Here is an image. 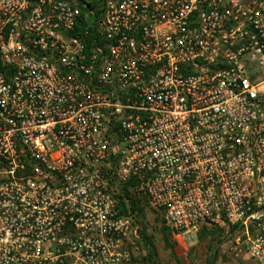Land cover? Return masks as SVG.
<instances>
[{
    "label": "built area",
    "instance_id": "built-area-1",
    "mask_svg": "<svg viewBox=\"0 0 264 264\" xmlns=\"http://www.w3.org/2000/svg\"><path fill=\"white\" fill-rule=\"evenodd\" d=\"M134 204L264 264V0H0V264H145Z\"/></svg>",
    "mask_w": 264,
    "mask_h": 264
},
{
    "label": "rangeland",
    "instance_id": "rangeland-1",
    "mask_svg": "<svg viewBox=\"0 0 264 264\" xmlns=\"http://www.w3.org/2000/svg\"><path fill=\"white\" fill-rule=\"evenodd\" d=\"M142 208V209H141ZM141 210V213L140 211ZM140 220L142 232L149 236L154 242L157 250V264H207V258L217 253L215 264H250L246 256H232L228 252V242L231 237L224 229L208 227L191 242L183 245V239L176 236L170 226L155 212L146 207H140L136 213ZM168 228L170 240L176 242V249L167 247L164 241L163 229ZM187 248L188 253H183V247ZM145 252L147 249L143 246Z\"/></svg>",
    "mask_w": 264,
    "mask_h": 264
},
{
    "label": "trees",
    "instance_id": "trees-1",
    "mask_svg": "<svg viewBox=\"0 0 264 264\" xmlns=\"http://www.w3.org/2000/svg\"><path fill=\"white\" fill-rule=\"evenodd\" d=\"M132 208H133V211H136L137 212V210L140 207H138V206H136L134 204ZM139 211L141 213V210H139ZM207 229H208V227H204L199 232V237L202 236V233L205 232V231H207ZM163 236H164V241H165V244L167 245V247L171 248L172 250H175L177 243L176 242H172L170 240L168 228H166V227L163 229ZM142 239H143L144 245H145V247L147 249L146 255L142 257V261L145 264H157L156 263V261H157V250H156V246H155L154 242L152 241V239L149 236H147L143 232H142ZM216 259H217V253H214V254L210 255L207 258V264H215Z\"/></svg>",
    "mask_w": 264,
    "mask_h": 264
},
{
    "label": "crops",
    "instance_id": "crops-1",
    "mask_svg": "<svg viewBox=\"0 0 264 264\" xmlns=\"http://www.w3.org/2000/svg\"><path fill=\"white\" fill-rule=\"evenodd\" d=\"M183 253L186 255L188 253L187 248L183 247Z\"/></svg>",
    "mask_w": 264,
    "mask_h": 264
}]
</instances>
